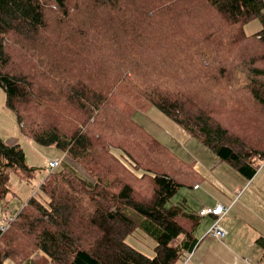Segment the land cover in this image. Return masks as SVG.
<instances>
[{
  "label": "trees",
  "instance_id": "16d2710c",
  "mask_svg": "<svg viewBox=\"0 0 264 264\" xmlns=\"http://www.w3.org/2000/svg\"><path fill=\"white\" fill-rule=\"evenodd\" d=\"M0 88L26 137L63 152L0 230V264H181L201 217L168 203L195 172L172 173L180 161L133 113L157 108L252 178L264 161V0H0ZM9 167L33 169L0 137V204ZM136 228L153 256L127 243Z\"/></svg>",
  "mask_w": 264,
  "mask_h": 264
},
{
  "label": "rangeland",
  "instance_id": "374dc122",
  "mask_svg": "<svg viewBox=\"0 0 264 264\" xmlns=\"http://www.w3.org/2000/svg\"><path fill=\"white\" fill-rule=\"evenodd\" d=\"M258 29H260L258 19L245 25L247 33H253ZM235 76H241L240 71H237ZM132 118L180 161L176 164L177 166L172 167V173L174 171L175 175H180L183 167H189L195 172L192 184L181 185L168 205L187 199L188 207L195 210V205L190 203L192 202L190 198H195V193H248L245 198L247 205L245 204L243 208L244 216L238 222L240 225L232 248L235 254L244 260V264H264L262 247L257 241L264 239V161L257 168L255 175L247 179L231 165L220 161L212 150L191 137L157 108L136 110ZM0 137L4 140L15 139L25 153V163L33 168L30 173L18 171L12 167L7 168L8 187L11 193L7 203L0 204L1 220L6 214L16 215L50 171L49 160H60L63 152L53 145L38 144L26 137L15 114L5 105V92L2 88H0ZM194 183L198 184L196 188L193 187ZM232 217L233 215H230L229 220L223 221L228 228L233 224ZM126 241L139 252L147 256L154 255L155 241L139 228L128 235Z\"/></svg>",
  "mask_w": 264,
  "mask_h": 264
},
{
  "label": "crops",
  "instance_id": "0c3cea01",
  "mask_svg": "<svg viewBox=\"0 0 264 264\" xmlns=\"http://www.w3.org/2000/svg\"><path fill=\"white\" fill-rule=\"evenodd\" d=\"M195 195V198H190V201H192L190 203L195 205L194 211L202 207H212L217 203L228 207L226 214L218 220V224L227 233L222 240L215 238L210 232L215 218L210 215L201 217L200 221L202 222L194 232L195 237L198 239L197 245L181 264H244V260L235 254L232 247L240 225L238 222L244 216L243 208L245 204L247 205L245 198L248 193H195ZM230 215H233V224L228 228V225L223 221L224 219L229 220Z\"/></svg>",
  "mask_w": 264,
  "mask_h": 264
},
{
  "label": "built area",
  "instance_id": "2783aa9c",
  "mask_svg": "<svg viewBox=\"0 0 264 264\" xmlns=\"http://www.w3.org/2000/svg\"><path fill=\"white\" fill-rule=\"evenodd\" d=\"M59 161L60 160H57V159L56 160H49L48 167H49L50 171L54 170L58 166ZM196 187H197V185L194 186V188H196ZM227 210H228V207H226L220 203H217L212 207H202L197 212V215H199L200 217L210 215V216L215 218V222L212 225V227L210 228V232L215 238H217L219 240H222L226 236L227 231L218 224V220L223 215L226 214ZM12 220H13L12 215L9 217H6L4 219H1L0 220V230L1 231L6 230L9 227V224Z\"/></svg>",
  "mask_w": 264,
  "mask_h": 264
},
{
  "label": "bare ground",
  "instance_id": "6f19581e",
  "mask_svg": "<svg viewBox=\"0 0 264 264\" xmlns=\"http://www.w3.org/2000/svg\"><path fill=\"white\" fill-rule=\"evenodd\" d=\"M9 216H11V215H8V214H7V215H5L2 219L6 218V217H9Z\"/></svg>",
  "mask_w": 264,
  "mask_h": 264
}]
</instances>
